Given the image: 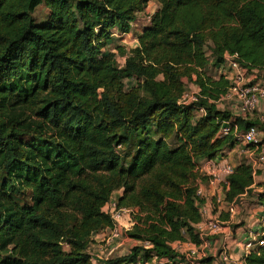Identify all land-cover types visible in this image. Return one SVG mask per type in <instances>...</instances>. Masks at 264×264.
Masks as SVG:
<instances>
[{
  "label": "trees",
  "instance_id": "16d2710c",
  "mask_svg": "<svg viewBox=\"0 0 264 264\" xmlns=\"http://www.w3.org/2000/svg\"><path fill=\"white\" fill-rule=\"evenodd\" d=\"M153 1L119 65L106 52L116 29L131 33ZM227 54L264 79V0H0V264H93L92 236L114 225L105 206L116 191L118 207L134 210L126 234L150 245L103 264L200 244L199 160L236 144L218 135L224 121L264 129L219 106L230 82L208 69ZM186 79L200 88L191 105L179 103ZM254 174L236 166L228 203L250 193ZM244 260L264 264V247Z\"/></svg>",
  "mask_w": 264,
  "mask_h": 264
},
{
  "label": "crops",
  "instance_id": "0c3cea01",
  "mask_svg": "<svg viewBox=\"0 0 264 264\" xmlns=\"http://www.w3.org/2000/svg\"><path fill=\"white\" fill-rule=\"evenodd\" d=\"M152 3H158L156 1L150 2L149 6ZM159 7L160 4L158 3ZM158 7V8H159ZM148 14V24L151 20V13L148 12L147 8L145 11L141 12L139 15ZM147 24V25H148ZM137 25V24H135ZM145 25V26H147ZM139 28L135 32L132 30L131 33L125 34L132 36L135 34L134 47L139 44L138 37L143 33L145 28ZM117 36V35H116ZM239 71L232 67L230 62L226 58V62L219 66L210 67L208 69V74L212 76L215 80L225 77L231 83L234 80V77ZM243 73L245 74L247 81H260L264 83V79L261 78L260 72L258 69H247L243 68ZM193 86H197L194 83ZM225 102V107L223 109H229L233 112L234 115H244L241 111L240 101L233 98H221L220 102ZM222 108V107H221ZM255 117L260 118L264 121V99H262L258 105L257 111L253 114ZM262 136L264 140V129L262 130ZM217 159L223 158L232 162L235 166H238L242 163H253L254 155L250 152V148L243 144H235L234 147L226 148L224 153L220 154ZM209 159H200L199 165H206ZM255 182L251 186L250 193H245L239 201L228 203L226 201V187L225 184L217 185L211 184L206 179L200 178L198 180V186L203 190L204 202L203 204L207 206L208 213L207 217H221L226 224L223 233L210 237V248L208 249V255L192 264H246L244 260L245 243L251 236L252 231H258L260 228L259 221L261 217H264V202L260 200L261 196H264V164L261 165L256 174H254ZM122 195V191L118 192V197ZM217 197L221 198V201H217ZM232 205L235 206V211L230 212ZM127 219H129L127 221ZM130 218H126L121 223V229L123 234L126 235L127 226H129ZM231 228V231H230ZM229 229V230H228ZM105 230H100L93 234V242L89 246V253L92 255V258L103 264V262L108 259L105 257L103 259L102 255L110 250L112 252L114 249H118L121 244L118 241L110 243L105 238ZM127 236V235H126ZM127 244L134 246H144V242L135 240L131 237H127ZM132 241V242H131ZM192 242H176L174 247L178 250L179 255L175 257V261L182 258L183 254L192 247ZM223 245H227L231 259L225 261L222 259L221 251ZM127 253H132L127 251ZM103 259V260H102ZM207 259V260H206ZM206 260V261H205Z\"/></svg>",
  "mask_w": 264,
  "mask_h": 264
},
{
  "label": "built area",
  "instance_id": "2783aa9c",
  "mask_svg": "<svg viewBox=\"0 0 264 264\" xmlns=\"http://www.w3.org/2000/svg\"><path fill=\"white\" fill-rule=\"evenodd\" d=\"M226 58L232 67L237 69L239 72L234 77L228 92L222 98L225 97L239 100L242 113L253 114L257 111L260 101L264 99V83L260 81H247V78L243 73L244 67L239 63L236 55L227 54ZM200 97V88L198 86L193 89L187 88L179 100V103L181 105H191L197 103ZM196 111L198 116L206 114V108L204 106H198ZM218 135L220 137L233 136L236 144H243L250 148V152L254 155V161L251 164L254 173L256 174L258 168L264 164V140L260 127L252 126L245 131H241L237 123L231 120L224 121ZM235 168L236 166L229 160L215 158L209 159L206 165L198 164L196 171L200 177L205 178L211 184L223 185L226 183L227 177L235 171ZM197 196L200 199H203L204 197L203 190L200 187H198ZM217 198V201H221L220 197ZM117 199L118 198L113 196L105 206V211L112 216L114 221V225L112 227L103 229L106 234L105 238L110 243L121 240L124 235L121 229V223L126 215H130L134 211L130 208H119ZM199 209L202 215V221L198 224L201 243H193L192 247L183 254L180 261H175V258H159L154 256L151 260L139 259L130 264H192V262L195 263L196 261L206 257L208 255V249L210 248V237L223 233L226 224L221 217H207L208 208L203 204L202 200L199 202ZM234 211L235 206L232 205L230 212ZM134 224V220L130 219L129 226L126 227L127 230L131 229ZM259 225V230L252 231L251 236L245 243L244 248L246 253L244 256L259 247H264V217L260 218ZM144 244L150 245L148 242H144ZM220 251L223 260L228 261L231 259L227 245H223ZM108 260L109 259H106V261ZM92 261L93 264H97L94 258H92Z\"/></svg>",
  "mask_w": 264,
  "mask_h": 264
},
{
  "label": "rangeland",
  "instance_id": "374dc122",
  "mask_svg": "<svg viewBox=\"0 0 264 264\" xmlns=\"http://www.w3.org/2000/svg\"><path fill=\"white\" fill-rule=\"evenodd\" d=\"M159 5L158 3H152L148 8V12L153 14L157 9H158ZM48 9L47 7L44 5V4H41L35 11V17L37 18L38 21H44L47 19L48 17ZM148 14H143V15H139L138 16V20L135 24L137 25H133V29L134 32L139 29V28H143L145 25L148 24ZM117 35V36H116ZM135 34H132V36H129V35H124L121 30H118L116 29V34L114 36V39L109 43L107 49H106V52H115L118 54V63L119 65H123L124 64V60H125V57L126 55H122L121 52L119 51L118 47H124L126 49V52L130 51L131 48L134 47V43H136L134 40H135V36H133ZM186 83H187V87L190 88V89H193L195 88V86L192 85V81L186 79ZM134 85L136 84L135 81L133 83L129 82V86L131 85ZM220 107L222 108H226L225 107V102L222 101L220 102L219 104ZM118 192L119 191H116L114 193V197L115 198H118ZM133 214H130V215H126V218H130V219H133ZM125 219V217H124ZM129 219H127L128 221ZM229 230V229H228ZM230 231H231V228H230ZM124 232V231H123ZM125 233V232H124ZM127 235V234H126ZM125 234L123 235V237L121 238V240L118 241L119 244H121L119 246L118 249H114L112 252H110V250L108 252H106L104 255H102L103 259H105V257H107L109 260H115L121 256H124V255H127L129 253H127V251H131L133 252L134 248L137 247V246H134L132 247L131 245L127 244V237H129L128 235L126 236ZM132 242V241H131ZM102 259V260H103ZM97 264H99V262H96Z\"/></svg>",
  "mask_w": 264,
  "mask_h": 264
}]
</instances>
